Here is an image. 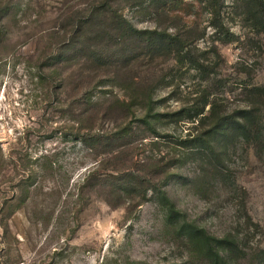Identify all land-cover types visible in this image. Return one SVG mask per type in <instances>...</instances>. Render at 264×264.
Listing matches in <instances>:
<instances>
[{
    "label": "rangeland",
    "instance_id": "obj_1",
    "mask_svg": "<svg viewBox=\"0 0 264 264\" xmlns=\"http://www.w3.org/2000/svg\"><path fill=\"white\" fill-rule=\"evenodd\" d=\"M89 1L0 0V264H206L145 186L166 190L207 233L233 235L247 251L264 249V136L229 140L222 152L225 181L210 180L205 192L188 180L201 166L199 155L179 144L214 123L188 117L205 93L228 113L253 105L264 123V95L250 92L264 86V26L250 1L222 0L221 16L234 35L229 42L209 36L203 0L171 5L172 15L206 27L193 52L214 65L208 80L188 61L141 47L121 54L126 65L117 70L87 49L78 61L68 52L54 58L70 32L66 17ZM124 1L117 4L133 25L155 27L151 12ZM88 36V45L98 37ZM82 92L92 105L75 102ZM117 97L134 101L131 110L102 117ZM148 107L156 133L140 121ZM127 124L135 133L119 149L117 166L154 181L136 183L131 199L112 196L95 178L82 187L92 170L105 172L104 157L76 135ZM144 190L146 198H139Z\"/></svg>",
    "mask_w": 264,
    "mask_h": 264
},
{
    "label": "trees",
    "instance_id": "obj_2",
    "mask_svg": "<svg viewBox=\"0 0 264 264\" xmlns=\"http://www.w3.org/2000/svg\"><path fill=\"white\" fill-rule=\"evenodd\" d=\"M175 1L178 2V0H125V4L145 9L154 15V28H137L123 16L121 7L117 4L118 0H90L83 11L75 10L66 17V26L70 27V32L60 43L54 58L60 60L64 58L63 54L68 52L72 54L70 58L78 61L80 60L78 55L84 58L83 52L87 49L88 54L94 55L95 59L103 65L114 66L117 70L126 65L120 61L121 54L132 51L133 47H141L149 49L153 56L163 54L172 56L179 62L188 61L192 68L200 72L203 80H208L215 72L214 65L206 63V59L193 52L198 51L196 41L207 34L206 27L198 28V26L189 25L181 19V16L172 15L170 9L171 5L176 4ZM203 1L210 13L209 36L216 38L222 36L223 42L231 41L234 35L221 16L222 0L217 5L211 0ZM249 1L250 11L262 28L264 26L263 0ZM88 34H96L100 39L97 37L96 41L90 40L88 45ZM125 57L126 62L129 63L128 56ZM111 77V82L117 83V74ZM106 78L109 80V77ZM129 84L134 87L139 82L132 77ZM250 92L262 96L264 86H253ZM208 96V93L202 95L200 103L195 105L188 117L191 121H196L199 117L197 122L201 124L207 119L213 120L214 123L207 128H196L195 133H188L179 143L191 149L196 156L199 155L201 166L188 180L204 192L210 188V180L220 183L225 181L222 175L224 166L222 152L229 140L241 139L251 142L258 141L264 136V123L258 118L253 105L237 108L228 113L225 110L221 111L219 104L215 100H209ZM75 102L93 104L86 92H82L81 97H76ZM133 103L132 100L117 97L111 109L102 117H115L118 112H129ZM206 106H208L207 113H205ZM150 111L151 107H148L140 121L156 133L154 122L149 119L153 116ZM134 133L133 127L127 124L118 126L111 132L96 131L76 135L77 140L88 145L90 149L96 148L104 157L100 160V168L105 172L100 174L98 169L92 170L85 178L82 187L88 184L89 179L95 178L107 187L112 196L131 199L135 198L132 193L136 183L154 181L153 177L139 175L131 167L117 166L119 149L125 142L130 141ZM213 181H211V187L214 186ZM147 188L152 190L149 197L160 200L166 221L175 222L178 235H182L187 242L194 245L203 255L206 264H237L241 259L247 264H264V249L255 248L247 251L244 247H240L238 239L233 235L225 234L217 237L207 233L203 228L185 218L166 190L156 191L153 186H145V189ZM146 194L144 190L139 198L145 199Z\"/></svg>",
    "mask_w": 264,
    "mask_h": 264
},
{
    "label": "built area",
    "instance_id": "obj_3",
    "mask_svg": "<svg viewBox=\"0 0 264 264\" xmlns=\"http://www.w3.org/2000/svg\"><path fill=\"white\" fill-rule=\"evenodd\" d=\"M19 264H24V263H19Z\"/></svg>",
    "mask_w": 264,
    "mask_h": 264
}]
</instances>
